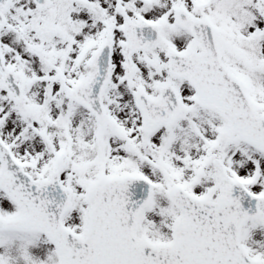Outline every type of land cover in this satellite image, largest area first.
<instances>
[{
    "label": "snow or ice",
    "instance_id": "1",
    "mask_svg": "<svg viewBox=\"0 0 264 264\" xmlns=\"http://www.w3.org/2000/svg\"><path fill=\"white\" fill-rule=\"evenodd\" d=\"M0 264H264V0H0Z\"/></svg>",
    "mask_w": 264,
    "mask_h": 264
}]
</instances>
